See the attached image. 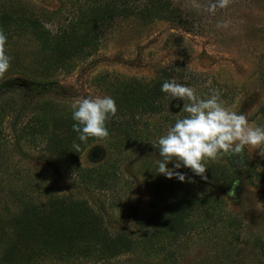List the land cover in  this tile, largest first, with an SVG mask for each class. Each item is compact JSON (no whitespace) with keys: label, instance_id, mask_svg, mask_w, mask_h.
Masks as SVG:
<instances>
[{"label":"rangeland","instance_id":"rangeland-1","mask_svg":"<svg viewBox=\"0 0 264 264\" xmlns=\"http://www.w3.org/2000/svg\"><path fill=\"white\" fill-rule=\"evenodd\" d=\"M90 1L97 0H0V11L17 16L0 28L7 36L5 51L11 57L10 68L0 76V86L9 80L24 82L0 89V105L11 110L3 123L8 141L0 146V172L7 177L0 174V186L50 184L58 193L86 199L112 232L124 229L136 234L150 228L172 193L189 188L203 197L201 209L190 210L189 226L196 225L198 218L205 221L168 247L173 252L172 264H264L260 249L264 248V178L257 176L264 174V145L246 146L238 157L223 155L209 161L206 179L190 169H178L186 175L181 182L155 173L158 149L134 143L120 151L105 138L86 147L79 164L82 168L112 166L114 173L100 166L98 170L105 176L100 173L96 181L93 176L80 181L65 174L61 163L45 153L42 144L34 146L18 137L34 106L42 101H51L59 108L71 107L80 98L109 96L107 85L112 80L134 77L147 81L162 67L173 72L171 81L193 88L197 96L219 92L230 111L245 115L251 126L264 125V0H229L214 13L207 8L217 0H171L185 22L158 18L143 22L139 17L120 16L98 36V49L75 61L70 72L39 65L40 39L30 20L38 19L43 28L54 31L68 23L77 2ZM132 1L137 7L141 4L140 0ZM183 67L186 69L182 71ZM165 105L160 114L140 119V127L155 133L156 139L166 134L177 117L186 114L180 111L183 102L178 99L166 96ZM167 112L171 116L166 119ZM136 147L139 150L134 152ZM41 188H33L31 193L38 200L44 198ZM214 197L222 203L211 210L205 205ZM4 202L16 208L0 190V204ZM159 258L148 261L125 254L96 264L170 262Z\"/></svg>","mask_w":264,"mask_h":264},{"label":"trees","instance_id":"trees-1","mask_svg":"<svg viewBox=\"0 0 264 264\" xmlns=\"http://www.w3.org/2000/svg\"><path fill=\"white\" fill-rule=\"evenodd\" d=\"M139 2V7L132 0H97L88 4L77 2L68 23L59 25L54 31L43 28L38 19L30 20L29 24L40 39L42 55L38 64L51 66L54 71L62 69L70 72L76 66L75 61L90 56L98 49V36L106 25L120 16L139 17L143 22L156 18L180 24L185 22L171 0ZM12 13L0 11V28L17 19ZM172 75L173 72L162 67L147 81L129 77L112 80L107 85L108 94L117 107L116 115L106 123L109 132L106 139L111 140L109 145L112 148L121 151L134 143L138 147L145 145V148H154L151 143L157 140L155 133L141 128L140 119L144 115L165 111L167 95L160 89L164 81H171ZM34 107L35 111L25 122L19 138L34 146L42 144L44 152L61 163L65 174L77 180L84 181L85 177L93 176L96 181L100 173L105 176L103 170H98L101 167H107L104 168L106 171L112 170L114 173L112 166H80L79 157L86 147L105 138L80 142L72 129L71 107L59 108L51 101H42ZM168 111H171L170 106ZM10 114V107L0 105V146L8 141L3 132V123ZM170 116L169 112L165 115L166 119ZM19 117H15L10 124ZM116 136H119V140H116ZM138 147L134 152L139 150ZM4 175L7 177V174ZM257 176L264 178V174ZM97 180L101 182L103 179L99 177ZM33 188H41L44 198L38 200L31 194ZM0 190L5 191L16 206L13 209L6 202L0 204V264H96L117 260L125 254L141 256L144 260L163 256V259L170 261L165 264H172L173 252L168 247L181 235L194 229L200 221H205L204 217L198 218L196 225L189 226L191 208L201 209L203 202V197L189 188L172 193V199L164 210L141 234L124 229L112 232L105 225L101 213L86 199L70 193H58L50 184L44 187L34 183H9L7 186L1 185ZM221 203V199L214 197L205 206L214 210ZM260 249L264 252V248Z\"/></svg>","mask_w":264,"mask_h":264},{"label":"clouds","instance_id":"clouds-1","mask_svg":"<svg viewBox=\"0 0 264 264\" xmlns=\"http://www.w3.org/2000/svg\"><path fill=\"white\" fill-rule=\"evenodd\" d=\"M229 0H217L210 4L207 11L214 13L216 8H224ZM7 36L0 30V76L10 68L11 57L6 54ZM161 92L171 100L183 102L180 111L186 113L175 120L166 134L155 142L160 160L156 163V174L166 178L175 177L181 182L186 180L181 168L205 178L204 173L209 161L218 156H240L246 146L264 145V125L251 126L243 114H237L224 106L219 92L213 91L204 98L196 95L191 87L176 81H164ZM117 107L111 96L80 98L71 104L72 129L80 142L90 138L103 139L109 135L107 121L116 115ZM171 163L172 167L167 165ZM191 182V178H188Z\"/></svg>","mask_w":264,"mask_h":264},{"label":"water","instance_id":"water-1","mask_svg":"<svg viewBox=\"0 0 264 264\" xmlns=\"http://www.w3.org/2000/svg\"><path fill=\"white\" fill-rule=\"evenodd\" d=\"M15 84L16 85H23L24 82L21 81V80H18V79H16V80H9V81H6L4 84H2L0 86V89L3 88V87L9 86V85H15Z\"/></svg>","mask_w":264,"mask_h":264}]
</instances>
